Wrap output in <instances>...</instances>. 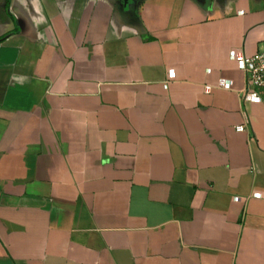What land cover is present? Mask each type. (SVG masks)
<instances>
[{
    "label": "crops",
    "instance_id": "crops-1",
    "mask_svg": "<svg viewBox=\"0 0 264 264\" xmlns=\"http://www.w3.org/2000/svg\"><path fill=\"white\" fill-rule=\"evenodd\" d=\"M236 50L264 0H0V264H264Z\"/></svg>",
    "mask_w": 264,
    "mask_h": 264
},
{
    "label": "built area",
    "instance_id": "built-area-1",
    "mask_svg": "<svg viewBox=\"0 0 264 264\" xmlns=\"http://www.w3.org/2000/svg\"><path fill=\"white\" fill-rule=\"evenodd\" d=\"M245 76V88L241 93V99L244 103L260 102L264 95V52L253 55H245L241 50H236L232 54ZM230 82L221 79L218 87L230 90ZM236 131L243 132L245 127L240 125Z\"/></svg>",
    "mask_w": 264,
    "mask_h": 264
}]
</instances>
